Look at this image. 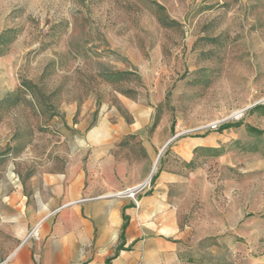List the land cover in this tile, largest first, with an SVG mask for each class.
<instances>
[{
  "label": "rangeland",
  "instance_id": "rangeland-1",
  "mask_svg": "<svg viewBox=\"0 0 264 264\" xmlns=\"http://www.w3.org/2000/svg\"><path fill=\"white\" fill-rule=\"evenodd\" d=\"M263 102L264 0H0V262L42 171L129 158L185 262L264 264Z\"/></svg>",
  "mask_w": 264,
  "mask_h": 264
},
{
  "label": "crops",
  "instance_id": "crops-1",
  "mask_svg": "<svg viewBox=\"0 0 264 264\" xmlns=\"http://www.w3.org/2000/svg\"><path fill=\"white\" fill-rule=\"evenodd\" d=\"M63 163L36 177V202L26 207V225L40 222L38 239L23 237L0 264H190L163 183L137 195L138 206L119 193L145 178V166L129 158Z\"/></svg>",
  "mask_w": 264,
  "mask_h": 264
},
{
  "label": "built area",
  "instance_id": "built-area-1",
  "mask_svg": "<svg viewBox=\"0 0 264 264\" xmlns=\"http://www.w3.org/2000/svg\"><path fill=\"white\" fill-rule=\"evenodd\" d=\"M146 185V184H144ZM144 185L142 184H137L136 186L130 187V188H125L122 191H120V194L126 195L128 197H130L131 199H133L134 203L136 206H138V200H137V193L143 189ZM39 226H40V222H38L37 224H35L30 232L28 233V235L26 236V239L28 238H38L39 237ZM25 239V240H26Z\"/></svg>",
  "mask_w": 264,
  "mask_h": 264
},
{
  "label": "trees",
  "instance_id": "trees-1",
  "mask_svg": "<svg viewBox=\"0 0 264 264\" xmlns=\"http://www.w3.org/2000/svg\"><path fill=\"white\" fill-rule=\"evenodd\" d=\"M250 112H256L258 114L264 115V102L263 103H258L256 105H254L250 109ZM240 124H241L240 122H235V123H222V124L219 125L218 129L219 130H223V129L228 128V127L239 126ZM246 127H247L246 129L250 133H253V134H259V133H261L263 131V130L258 129V128L252 126V125H249V124H247ZM173 128H174V124L172 123L171 124V129L173 130ZM263 218H264V214H263ZM124 219H125V216H124ZM121 237H123V234H121ZM106 264H109V259L107 260Z\"/></svg>",
  "mask_w": 264,
  "mask_h": 264
},
{
  "label": "bare ground",
  "instance_id": "bare-ground-1",
  "mask_svg": "<svg viewBox=\"0 0 264 264\" xmlns=\"http://www.w3.org/2000/svg\"><path fill=\"white\" fill-rule=\"evenodd\" d=\"M148 179H149V178L145 179L141 184H142V185L147 184Z\"/></svg>",
  "mask_w": 264,
  "mask_h": 264
}]
</instances>
